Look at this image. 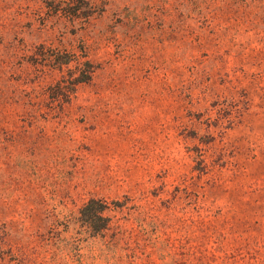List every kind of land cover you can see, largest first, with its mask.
Instances as JSON below:
<instances>
[{
  "label": "rangeland",
  "instance_id": "obj_1",
  "mask_svg": "<svg viewBox=\"0 0 264 264\" xmlns=\"http://www.w3.org/2000/svg\"><path fill=\"white\" fill-rule=\"evenodd\" d=\"M0 264H264V0H0Z\"/></svg>",
  "mask_w": 264,
  "mask_h": 264
}]
</instances>
